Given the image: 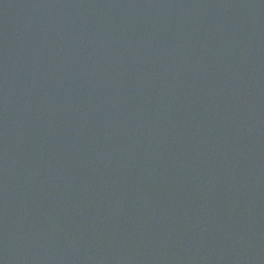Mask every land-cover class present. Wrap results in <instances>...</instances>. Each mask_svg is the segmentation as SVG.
<instances>
[{
    "label": "water",
    "instance_id": "1",
    "mask_svg": "<svg viewBox=\"0 0 264 264\" xmlns=\"http://www.w3.org/2000/svg\"><path fill=\"white\" fill-rule=\"evenodd\" d=\"M0 264H264V0H0Z\"/></svg>",
    "mask_w": 264,
    "mask_h": 264
}]
</instances>
